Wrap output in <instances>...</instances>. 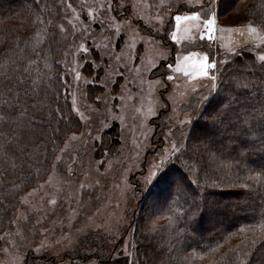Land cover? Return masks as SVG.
<instances>
[{
  "label": "rangeland",
  "instance_id": "374dc122",
  "mask_svg": "<svg viewBox=\"0 0 264 264\" xmlns=\"http://www.w3.org/2000/svg\"><path fill=\"white\" fill-rule=\"evenodd\" d=\"M218 1L55 0L54 26L63 40L59 59L64 93L81 125L68 133L42 180L22 190L13 225L0 233V264H25L29 253L39 263L47 256L53 257L51 264H95L92 253L87 258L72 256L80 238L93 230L110 238V250L124 238L122 252L132 259L129 219L135 208L141 233L151 220L164 222L157 214L165 206L159 204V191L152 184L178 149L171 135V145L154 153L153 118L168 106L169 117L177 119L178 106L190 98L203 100V105L216 93L222 67L241 51L259 62L264 55V30L251 23L236 24L233 13L222 11L218 16ZM193 11L200 19L181 21L177 27L175 16H191ZM209 18L215 19L212 39H202L203 21ZM173 32L176 41L171 39ZM190 54L192 59L185 62ZM206 55L216 64L208 77H198L191 69L190 75L176 71L177 64L183 68ZM244 80L235 78L225 95L240 83L247 85ZM115 124L119 143L112 148L104 140ZM198 133L189 134L188 140L216 134ZM249 134L248 140H253ZM135 179L145 184L142 204ZM176 194L189 195L181 188ZM222 224L196 228L194 238L209 236ZM163 244L159 242L158 249L168 251L170 246ZM145 261L152 264L149 257Z\"/></svg>",
  "mask_w": 264,
  "mask_h": 264
},
{
  "label": "trees",
  "instance_id": "16d2710c",
  "mask_svg": "<svg viewBox=\"0 0 264 264\" xmlns=\"http://www.w3.org/2000/svg\"><path fill=\"white\" fill-rule=\"evenodd\" d=\"M233 1L226 6L219 0L217 15L233 13L236 24L264 30V0ZM54 2L0 0V233L13 225L22 190L42 180L68 133L81 125L64 93ZM237 77L247 85L225 95ZM215 91L203 105L194 98L181 103L175 120L168 106L153 118L154 153L171 145V135L178 149L152 184L165 206L157 214L164 222L151 220L141 233L135 208L132 259L122 252L124 238L110 250V238L99 230L80 238L73 257L92 253L95 264H146L148 257L152 264H264V62L241 51L222 67ZM198 132L216 134L188 140ZM118 136L115 124L104 142L116 148ZM135 181L142 204L145 184ZM179 188L189 195L173 196ZM218 221L220 229L194 238V229L208 230ZM159 242L168 251L158 249ZM90 248L94 252H85ZM45 257L39 263L29 253L25 264L54 260Z\"/></svg>",
  "mask_w": 264,
  "mask_h": 264
},
{
  "label": "snow or ice",
  "instance_id": "6c2138e0",
  "mask_svg": "<svg viewBox=\"0 0 264 264\" xmlns=\"http://www.w3.org/2000/svg\"><path fill=\"white\" fill-rule=\"evenodd\" d=\"M181 6H183V3H181ZM200 19V13H197L195 11L192 12L191 16H182V15H176L175 16V21L177 22V27H179L181 21H187V20H199ZM206 31L204 33L203 38H207L208 40L212 39V33L214 31V24H215V19L209 18L203 21ZM252 31H255V29H252ZM171 39L173 41H176L177 36L176 33L173 32ZM83 48V45H81ZM88 49H84V51H87ZM194 54H190L188 56L184 57V61L188 62L189 60L192 59ZM259 60L264 61V55L259 57ZM216 67L215 63L210 62V56L206 55L203 57V59L199 60L198 62H195L193 64H187L186 67H181L180 64L176 65V71L181 72L184 71L186 75H190L191 73L188 71V69H191L192 72L195 73L196 76L198 77H208L209 76V69H214ZM171 79V77H169ZM215 79V77H213ZM164 160H167V157L163 158ZM157 167H160L159 165Z\"/></svg>",
  "mask_w": 264,
  "mask_h": 264
}]
</instances>
